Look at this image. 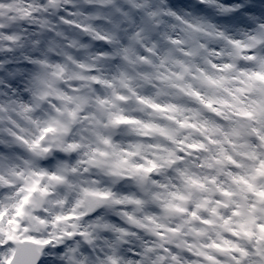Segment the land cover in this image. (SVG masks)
Here are the masks:
<instances>
[{"label": "snow or ice", "instance_id": "6c2138e0", "mask_svg": "<svg viewBox=\"0 0 264 264\" xmlns=\"http://www.w3.org/2000/svg\"><path fill=\"white\" fill-rule=\"evenodd\" d=\"M0 264H264V0H0Z\"/></svg>", "mask_w": 264, "mask_h": 264}, {"label": "rangeland", "instance_id": "374dc122", "mask_svg": "<svg viewBox=\"0 0 264 264\" xmlns=\"http://www.w3.org/2000/svg\"><path fill=\"white\" fill-rule=\"evenodd\" d=\"M226 2H231V0H226Z\"/></svg>", "mask_w": 264, "mask_h": 264}]
</instances>
